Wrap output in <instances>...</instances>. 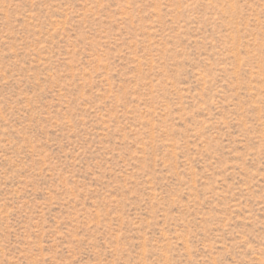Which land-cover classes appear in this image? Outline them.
<instances>
[{
	"label": "rangeland",
	"instance_id": "obj_1",
	"mask_svg": "<svg viewBox=\"0 0 264 264\" xmlns=\"http://www.w3.org/2000/svg\"><path fill=\"white\" fill-rule=\"evenodd\" d=\"M0 264H264V0H0Z\"/></svg>",
	"mask_w": 264,
	"mask_h": 264
}]
</instances>
